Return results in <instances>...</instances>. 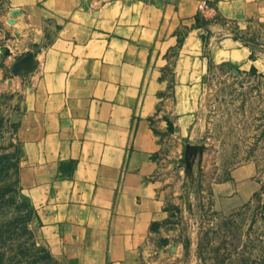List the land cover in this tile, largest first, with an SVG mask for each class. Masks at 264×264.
Returning a JSON list of instances; mask_svg holds the SVG:
<instances>
[{
    "label": "crops",
    "instance_id": "obj_1",
    "mask_svg": "<svg viewBox=\"0 0 264 264\" xmlns=\"http://www.w3.org/2000/svg\"><path fill=\"white\" fill-rule=\"evenodd\" d=\"M11 1L43 40L17 116L37 238L64 264H149L160 151L188 134L211 66L264 72V0Z\"/></svg>",
    "mask_w": 264,
    "mask_h": 264
},
{
    "label": "rangeland",
    "instance_id": "obj_2",
    "mask_svg": "<svg viewBox=\"0 0 264 264\" xmlns=\"http://www.w3.org/2000/svg\"><path fill=\"white\" fill-rule=\"evenodd\" d=\"M42 53L40 26L0 0V264H64L37 238L17 182V116ZM165 143L168 216L148 263L264 264V72L211 66L188 134Z\"/></svg>",
    "mask_w": 264,
    "mask_h": 264
},
{
    "label": "built area",
    "instance_id": "obj_3",
    "mask_svg": "<svg viewBox=\"0 0 264 264\" xmlns=\"http://www.w3.org/2000/svg\"><path fill=\"white\" fill-rule=\"evenodd\" d=\"M208 7V1L207 0H200L199 8L200 10H203Z\"/></svg>",
    "mask_w": 264,
    "mask_h": 264
}]
</instances>
